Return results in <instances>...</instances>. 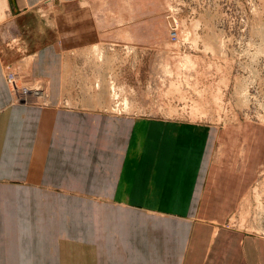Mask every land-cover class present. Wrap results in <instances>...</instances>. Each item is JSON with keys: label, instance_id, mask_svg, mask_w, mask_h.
I'll return each instance as SVG.
<instances>
[{"label": "crops", "instance_id": "0c3cea01", "mask_svg": "<svg viewBox=\"0 0 264 264\" xmlns=\"http://www.w3.org/2000/svg\"><path fill=\"white\" fill-rule=\"evenodd\" d=\"M40 1L0 0V264H264V199L262 232L225 225L264 198V128L59 108L58 44L23 40ZM29 57L49 106L13 98L6 72ZM127 123L136 139L109 141Z\"/></svg>", "mask_w": 264, "mask_h": 264}, {"label": "rangeland", "instance_id": "374dc122", "mask_svg": "<svg viewBox=\"0 0 264 264\" xmlns=\"http://www.w3.org/2000/svg\"><path fill=\"white\" fill-rule=\"evenodd\" d=\"M23 40L58 44L63 110L264 128V0H42L23 11ZM30 60L10 67L34 87L19 102L49 106L48 78L25 81ZM138 126L109 128V141ZM263 199L252 189L225 225L255 232Z\"/></svg>", "mask_w": 264, "mask_h": 264}, {"label": "built area", "instance_id": "2783aa9c", "mask_svg": "<svg viewBox=\"0 0 264 264\" xmlns=\"http://www.w3.org/2000/svg\"><path fill=\"white\" fill-rule=\"evenodd\" d=\"M172 37L177 38L175 33L172 34ZM6 79L9 83L15 101H23V98L28 94V92L31 89H34V87L30 88V86H23V84H20L14 72H11L10 69L6 72Z\"/></svg>", "mask_w": 264, "mask_h": 264}]
</instances>
